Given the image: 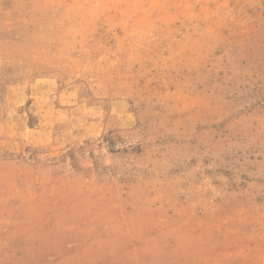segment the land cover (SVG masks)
Segmentation results:
<instances>
[{"label": "rangeland", "instance_id": "obj_1", "mask_svg": "<svg viewBox=\"0 0 264 264\" xmlns=\"http://www.w3.org/2000/svg\"><path fill=\"white\" fill-rule=\"evenodd\" d=\"M0 264H264V0H0Z\"/></svg>", "mask_w": 264, "mask_h": 264}]
</instances>
